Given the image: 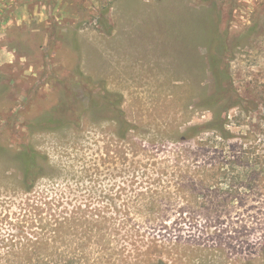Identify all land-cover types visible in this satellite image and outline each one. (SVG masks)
<instances>
[{"label": "rangeland", "instance_id": "374dc122", "mask_svg": "<svg viewBox=\"0 0 264 264\" xmlns=\"http://www.w3.org/2000/svg\"><path fill=\"white\" fill-rule=\"evenodd\" d=\"M212 27L243 102L228 113L230 142L260 156L239 170L251 176L237 196L183 194L168 176L174 151L212 138L185 135L211 118ZM77 71L122 96L124 137L90 110L28 127L76 91L61 82ZM26 146L41 161L30 189L17 157ZM34 233L54 249L32 247ZM32 252L78 264H264V0H0V264H32Z\"/></svg>", "mask_w": 264, "mask_h": 264}, {"label": "trees", "instance_id": "16d2710c", "mask_svg": "<svg viewBox=\"0 0 264 264\" xmlns=\"http://www.w3.org/2000/svg\"><path fill=\"white\" fill-rule=\"evenodd\" d=\"M219 38L218 29L212 27L208 39L207 57L213 76V89L204 96L202 104L211 111V118L202 126L188 127L185 134L188 140L195 139L202 132L210 133L212 138L205 143L206 148L200 147L196 141L189 149L179 147L178 151L173 152L174 156L170 166L178 172H173L168 176L178 177L177 181L175 180L173 183L177 184L176 190L183 194L222 192L237 196L236 194L241 191V187L244 185L240 178L251 176L250 172L239 170L256 168L260 158V156H256L255 151L251 150V146L245 150L238 142H230L232 136L227 127L229 124L228 113L232 108L242 106L243 102L234 88L229 65H222L226 44ZM76 74V78L72 80L63 78L61 82L65 85L71 81L76 91L65 92L63 97L44 115L35 121L28 122V127H32V130H53L64 127L73 122H80L81 118L90 110L103 113L109 119H115L118 124L122 125L119 135L124 137L131 126L120 109L122 96L108 91L103 85L98 86V83H95L90 77L84 76L80 71H77ZM208 151H213L216 155L208 157L206 156ZM251 155H254V158ZM17 157L22 170L23 183L26 189H30L41 174L40 154L32 147L26 146L22 147ZM199 176L204 179H195ZM223 184L226 186L224 192L221 189ZM207 187H214L212 188L214 190L211 191ZM194 197L196 198L198 195H194ZM36 224L41 229L50 227L49 223H43L40 218L36 220ZM56 225H59L57 229L55 228L56 230L62 228L60 221ZM36 234H33V240H29L32 247L54 249L51 246L53 240L40 238ZM10 245L14 246V244ZM26 260L32 264H78L80 258L78 256L67 257L61 253L42 256L39 252H32Z\"/></svg>", "mask_w": 264, "mask_h": 264}]
</instances>
